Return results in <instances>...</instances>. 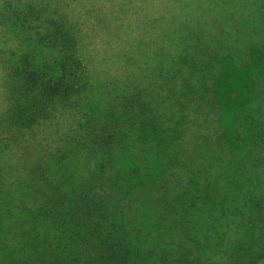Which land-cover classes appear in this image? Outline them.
<instances>
[{
	"label": "trees",
	"instance_id": "trees-1",
	"mask_svg": "<svg viewBox=\"0 0 264 264\" xmlns=\"http://www.w3.org/2000/svg\"><path fill=\"white\" fill-rule=\"evenodd\" d=\"M165 1L128 42L113 117L82 106L72 0H0V264H264V0ZM65 114L82 131L52 138Z\"/></svg>",
	"mask_w": 264,
	"mask_h": 264
},
{
	"label": "rangeland",
	"instance_id": "rangeland-1",
	"mask_svg": "<svg viewBox=\"0 0 264 264\" xmlns=\"http://www.w3.org/2000/svg\"><path fill=\"white\" fill-rule=\"evenodd\" d=\"M165 2V0H72L73 10L80 21V51L89 71V86L82 97L84 108L113 117L120 114L123 105L122 82L128 72L125 61L128 42L132 37L144 32L142 19L154 16ZM33 51L36 59L40 61L52 55V51L47 47H35ZM226 75L222 83L224 85L221 87L222 101L232 102V106L237 109L247 97L244 72H237L227 65ZM52 125L54 126L45 127L50 131L52 138L54 135L58 136V133L76 134L82 131L77 119L69 114L54 120ZM151 163L152 159L148 156L145 165ZM87 165L88 168L94 167L91 160L73 163V167L81 171H86ZM165 210L166 216L160 228L167 233H173L178 223V214L170 207Z\"/></svg>",
	"mask_w": 264,
	"mask_h": 264
}]
</instances>
